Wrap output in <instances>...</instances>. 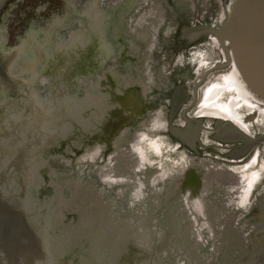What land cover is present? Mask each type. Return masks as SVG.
Returning a JSON list of instances; mask_svg holds the SVG:
<instances>
[{"label": "flooded vegetation", "instance_id": "flooded-vegetation-1", "mask_svg": "<svg viewBox=\"0 0 264 264\" xmlns=\"http://www.w3.org/2000/svg\"><path fill=\"white\" fill-rule=\"evenodd\" d=\"M10 1L7 0L0 9V19ZM57 1L14 0V5H10L9 16L11 13L17 16L15 15V19L12 16L14 27L8 33L20 28L25 29L24 33L29 35L30 24L27 18L32 7L35 9L42 5L38 13L43 15V20L46 15L48 19L43 21V27L38 28L41 34L40 46L37 47L32 37L28 36L33 49L28 44L27 54L34 55L36 63L20 65V62H16L14 71L19 73L17 77L14 76L16 73H11V63L19 53L18 49H10L2 55L0 48V97L5 93L8 96L15 94L0 106V124L6 117L5 110L16 111L20 108H24L22 114L26 116L30 113L43 117L48 113L56 114L57 118H52L56 124L55 119H59L62 112L67 110L60 103L71 96L68 90L77 85L78 78L86 84L88 112L96 110V104L100 106L97 115L112 113L115 117L120 110L126 108H130L133 114L158 115L159 120L165 122L168 138L177 141L196 158H201L199 163L190 162L188 168L177 173L176 179L183 182V187L178 191L179 188L175 186L173 195L179 197L180 194L185 195L184 190H188L196 198L197 209L201 211L195 222L213 227L214 237L219 238L212 245L213 258L210 259L213 260H206L203 264H218L214 261L217 242L228 244L226 248L231 250L232 260L226 264H264V99L247 88L230 66H224L225 51L213 33L226 22L235 0H221L219 8L222 13L210 11L207 21L202 19L201 11V4L207 0H116L119 6L115 9L103 7V2L112 0H86L85 11L80 16V21L84 24L80 29H76L75 23L71 25L70 20L76 19L73 11L65 13L51 8V4ZM64 1L67 4L69 2ZM149 3H155V6L147 14L145 6H149ZM190 4H196L198 8L193 15L187 11ZM173 5L185 9L187 16H183L184 24H178L175 41L169 44L171 47H176L185 54L184 59L187 61L201 47H210L211 44L213 47L208 56L215 53V49L223 53L220 61L203 62L202 67H198L201 75L195 78V73L190 79L193 83L190 90L186 85L190 82L184 75L174 77L170 88L164 90L166 80L164 81V77L158 79L149 66V63H153L150 57L155 56L152 51L166 49L167 44L161 42L165 38L166 28L160 25L164 23L166 26L169 16L172 18L171 10L164 6L171 9ZM21 6L22 10L19 9ZM131 17L133 22L130 21ZM67 22L71 27L67 26ZM127 34L133 35V42L125 39ZM110 36L111 41L118 44L111 43ZM206 41L208 44H204ZM129 50L133 51V57ZM110 58L116 59L119 69L124 68V61L130 58L134 62V76L123 75L118 70L110 71ZM142 61H146L144 64L148 61L146 68ZM220 70H229L230 73L219 75V78L216 75ZM45 81L52 83L47 94L34 91L29 102L35 83ZM61 82L64 83L62 90ZM20 87H23L24 92H19ZM108 94L112 96V103L108 101ZM35 97L41 100L43 106L34 108L32 99ZM110 104L115 107H110ZM69 106L72 113L77 110L80 112L74 103ZM143 119L139 118L140 123ZM42 121L41 119V123ZM23 122L26 123V119ZM108 122L102 128L100 126L101 131L106 134V145L111 142L108 131L112 122ZM122 122L121 118L117 125ZM12 132L1 134L8 141L6 146H0L8 163L5 172L0 173V195L8 205L26 213L23 200L28 198L25 187L30 184L29 168L35 162H40L39 154L44 155V150H36L35 155L33 150L44 143L41 138L27 137L21 138L19 146H14L16 138H12ZM41 134L51 137L50 132ZM92 137L97 140L102 135L95 134L90 137L91 140ZM47 140L52 142V138ZM116 143L119 146L120 140ZM139 160V156L132 152L117 151L110 170H103L100 175L108 180L129 179L130 172ZM152 177L149 172L147 178ZM16 181L21 184L22 191L19 194L14 186H10L11 182ZM182 208L186 209L185 205ZM26 216L36 237L27 236L20 249L15 246L16 249L12 251L0 250V264H45L48 252L45 250L41 220H35L31 215V218L27 214ZM175 234L176 231L169 232L167 237H174ZM133 235L135 241L139 242L149 240L154 233L149 229L141 231L137 228ZM39 237L42 247L39 245ZM183 256L180 255L179 259H186L188 252Z\"/></svg>", "mask_w": 264, "mask_h": 264}, {"label": "rangeland", "instance_id": "rangeland-1", "mask_svg": "<svg viewBox=\"0 0 264 264\" xmlns=\"http://www.w3.org/2000/svg\"><path fill=\"white\" fill-rule=\"evenodd\" d=\"M13 1L8 2L0 19V48L2 55L10 49H18L19 53L11 63L13 65L11 73L15 74L16 62L17 64L20 62V65L36 63V57L27 54V45L32 47L28 36L32 37L37 47L40 46L41 34L38 28L43 27L42 23L47 21L48 15L43 20V15L38 13L43 6L37 5L35 9L32 7L28 11L27 18L30 24L29 35L24 33L25 29L20 28L8 33V30L14 27L13 19L16 15L11 13L9 16L10 5H14ZM68 1L67 4L64 0H58L51 4V8L65 13L73 11L76 19L70 20L71 25L75 23L76 29H80L84 24L80 21V16L85 11L86 0ZM220 3L221 0L203 2L201 4L203 5L201 6L202 19L207 21L210 11L220 14ZM103 4V7L108 9L119 6L116 0L103 2ZM190 5L187 11L193 15L198 8L196 4ZM146 6L148 14L150 10H153L155 3H149V6ZM164 7L171 10L172 17L169 16L166 26L164 23L160 25L166 28L163 36L165 38L161 40L163 44H167L166 49L159 48L152 51L155 56L150 57L153 63H149V66L158 79L164 77V81L166 80L164 90H167L172 85L171 80L174 77L184 75L190 82L195 73L197 74L195 78L201 75L198 67L201 68L203 62L220 61L223 53L215 49V53L208 56L213 47L211 44L210 47H201L192 54L196 58L191 56L188 61L184 59L185 54L169 44L174 43L176 28L178 24L185 21L183 16H187V12L174 5L171 9ZM19 9L22 10L23 6ZM130 21L133 22L132 17ZM66 24L71 27L70 23ZM125 36L126 40L130 39L129 41L133 42L132 34ZM112 42L114 45L118 44L114 40ZM132 52L129 50L131 57H133ZM145 62L142 61V65L146 68L148 61L147 64H144ZM133 63L130 58H126L124 68L119 69L116 59L110 58L109 68L110 71L118 70L123 75L134 76ZM35 72L37 73V70ZM228 72L229 70H220L216 76L225 75ZM18 74L14 76L17 77ZM127 83H125L126 86H128ZM51 84L47 81L35 83L29 95V102L32 92L45 95ZM186 85L190 90L189 87H192L193 83H186ZM85 86V81L78 78L77 85L69 88L71 96L60 103L61 107L64 106L67 110L62 112L59 119H55L56 124L53 123L52 118H57L58 115L48 113L43 117L37 113H30L26 116L22 114L24 108L16 111L5 110L6 117L0 124V146L2 147L6 146L8 141L3 139L1 134L11 131H13L12 138H16L14 146H19L21 138L27 137L41 138L44 143L43 146L34 148V153L32 152L35 155L36 150H44V155L39 154L40 162H35L29 168L30 184L25 187L28 198L23 200V203L28 216L41 220V228L45 234V250L46 253L48 252L45 264H203L206 260H213L210 259L213 258L211 257L212 245L219 238L214 237L213 227L196 223L201 212L197 209L196 198L188 193V190H184L185 195H178L180 198L173 195L175 186L179 188L178 191L183 187V182L180 183L176 179L177 173L188 168L190 162L199 163L201 158H196L177 141L168 138L165 122L159 120L158 115L133 114L130 108L119 109V113L116 114L118 118L112 113L97 115L100 106L96 104L94 105L96 110L88 112ZM60 87L61 90L64 88L63 82L60 83ZM22 91L24 92L23 87H20L19 92ZM109 91L111 92V89ZM33 95L36 96V94ZM11 96L14 97L15 94ZM11 96L3 94L0 97V106L8 99L10 100ZM107 96L108 101L112 103V96L109 94ZM32 101L34 108L43 106L37 97ZM72 103L80 112L70 111L69 105ZM110 107L115 106L110 104ZM121 118L124 123L117 125ZM139 118H144L141 123ZM24 119L26 123H22ZM108 121L112 122L108 131L111 142L106 145V134L101 131V128ZM113 127L116 129L113 130ZM42 132H50L51 137L42 136ZM95 134H101L102 137H98L97 140L92 137L91 140L90 137ZM48 138H52V142H48ZM117 140H120L119 146H116ZM117 151L132 152L139 156L140 160L130 172L129 179L108 180L100 175L103 170H110L112 159ZM7 163V157H3L0 151V173L5 172ZM194 171L197 170L194 169ZM149 172L153 175L150 179L147 178ZM5 175L8 176V173ZM11 185L14 186L17 194L22 191L19 182H11ZM183 205L186 209L182 208ZM137 228L141 231L149 229L154 236L149 240L135 241L133 234ZM172 231H176V234L168 238V233ZM227 246L228 244L217 242V254L214 261L218 264H226L232 260L231 250H227ZM186 252L188 257L179 259L180 255L183 256ZM63 255L65 257L61 258Z\"/></svg>", "mask_w": 264, "mask_h": 264}, {"label": "water", "instance_id": "water-1", "mask_svg": "<svg viewBox=\"0 0 264 264\" xmlns=\"http://www.w3.org/2000/svg\"><path fill=\"white\" fill-rule=\"evenodd\" d=\"M6 1L0 0V9ZM213 33L224 48V66H230L247 88L264 99V0H235L228 19ZM27 236L36 237V232L26 213L0 195V250L20 249ZM39 241L42 247L40 237Z\"/></svg>", "mask_w": 264, "mask_h": 264}]
</instances>
